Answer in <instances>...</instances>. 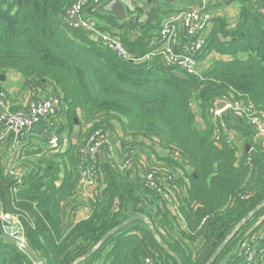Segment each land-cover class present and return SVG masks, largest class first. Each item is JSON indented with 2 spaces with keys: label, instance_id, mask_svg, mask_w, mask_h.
<instances>
[{
  "label": "trees",
  "instance_id": "16d2710c",
  "mask_svg": "<svg viewBox=\"0 0 264 264\" xmlns=\"http://www.w3.org/2000/svg\"><path fill=\"white\" fill-rule=\"evenodd\" d=\"M76 1L0 0V75L18 71L25 78L23 90L60 98L59 135H71L85 123L92 124L88 132L111 131L119 124L128 138L122 155L129 153L134 160L145 156L157 186L146 185L145 172L131 180L138 166H105L106 185L84 203L78 144L47 148V136L30 135L18 160L21 176L0 166V233L3 216L16 218L43 264H149L147 257L153 264H178L159 239L183 264H247L246 242L256 249L250 264H264V205L245 220L264 202V145L253 141L247 150L244 139L230 133L231 138L212 110L220 100L237 102L248 117L264 123L261 0H238L234 25L225 17L213 18L198 59L213 53L227 59H215L186 78L159 55L140 63L126 61L98 35L71 25L65 15ZM232 1L237 0L222 3ZM101 6L91 0L86 10ZM93 15L101 30L117 35L139 56L152 50L164 18L157 16L136 32L113 14ZM198 117L206 123V133L200 131ZM82 206L89 216L72 220ZM136 212L147 220L106 239ZM0 264L34 262L16 243L0 239Z\"/></svg>",
  "mask_w": 264,
  "mask_h": 264
},
{
  "label": "built area",
  "instance_id": "2783aa9c",
  "mask_svg": "<svg viewBox=\"0 0 264 264\" xmlns=\"http://www.w3.org/2000/svg\"><path fill=\"white\" fill-rule=\"evenodd\" d=\"M90 1L77 0L66 12L67 22L98 35L122 59L140 63L153 58L155 55H159L162 62L176 73L181 72L187 75V73L200 74L202 72L198 57L202 53L208 39L206 31L212 25L213 18H215L209 7L210 0H201L198 4L181 10L173 20H169L153 38L152 50L144 56L131 53L117 35L103 31L98 27L97 22L93 20L88 10H86ZM109 1L111 0H96V2L101 4ZM259 5H261L260 10L264 12V0H261ZM178 20L181 21L180 24L177 23ZM228 104L229 106L223 111L217 112L215 106L212 110L216 116H221L229 107L240 106L244 116L248 117L247 110L237 102H228ZM60 110L61 101L55 95L29 100L25 106L18 108L13 103V100L9 98L7 92L0 90V155L8 139L10 137L13 138L11 154L8 156L7 163L3 164L1 162V165L8 172L21 176L22 169L17 167V165L23 148V140L39 126H46L42 130V132L44 131L42 134L49 136L50 148L62 150L66 147L70 142L69 139L67 136L63 139L57 133V127L53 121ZM248 118L255 127L253 128L254 132H257V136L262 137V144L264 145V123L255 117ZM222 129L230 134L223 121ZM219 131H216V135H219ZM113 142L111 131L102 127L88 132L82 137L81 142L77 143V152L81 158L79 192L83 198L94 197L98 188L102 189L106 185L104 182L106 167L105 162L102 160L103 152H111V155L113 153L115 162L112 165L118 164L122 170L132 169L135 166L140 167V173H146V185L150 188L157 186L154 172L148 170L150 165L147 158L142 156L138 160H134L129 153L122 155L123 144H121V150H118L114 148ZM165 197L171 201L169 193H166ZM261 236L259 235V238ZM243 248L246 251L247 264L253 263L256 254L255 247L253 244L246 242ZM146 262L153 264V260L150 257L146 258Z\"/></svg>",
  "mask_w": 264,
  "mask_h": 264
},
{
  "label": "crops",
  "instance_id": "0c3cea01",
  "mask_svg": "<svg viewBox=\"0 0 264 264\" xmlns=\"http://www.w3.org/2000/svg\"><path fill=\"white\" fill-rule=\"evenodd\" d=\"M132 1L139 3V4H142V3H145V5L148 4V2H147L148 0L146 2L142 1V0H132ZM156 1H160V3L165 4V5L170 4V7H171L170 11L173 12L174 10H183L185 8L191 7L195 4H198L201 0H153L152 2L155 3ZM209 2H210L209 3L210 10L214 13L215 17H217V16L225 17L229 21V23H231L232 25H234L236 23L237 17H238L239 11H240V2L238 0L232 1V2L226 3V4L222 3L223 0H210ZM144 6L142 7V6L137 5L135 11L129 12L127 14L126 18H124V19H120L116 15L115 16L118 19H120L119 22H122L123 20L129 21L130 24L132 25V27L134 28V30L136 32H140L143 29H145L147 27V25L149 24V22H151L156 17V14L154 13L155 10H157L158 7H161L159 5H156L153 7H149L152 10H150V9L146 10V8H144ZM96 12H99L102 14L107 13L106 11H104L102 9V6L99 9L97 7H95V9H91L90 11H88V13H90V14H94ZM107 14H110V13H107ZM212 27H213V22H212V25L206 31L208 37L211 33ZM221 58L227 59V56L220 55L217 53H213V54H209L208 56L204 57L203 59L201 58L199 60L201 71H204L207 67H209L215 59H221ZM2 77H4V79H2ZM24 81H25L24 76L18 71L10 70V71H6L4 74L0 75V83H1L0 90H5L9 96V98L11 100H13V103L15 104V106L19 107V108H22L23 106H25L29 102V100H36V99L46 97L41 90H35V91L23 90ZM227 111L228 110H225L223 113H226V114L222 113V115L223 116H229V113L227 114ZM238 116H239L238 114L234 115V118L236 119V121L238 119ZM228 119L229 118L227 117L225 120H228ZM54 124L56 125V123H54ZM91 125H92L91 123L85 124V127L87 128V127H90ZM116 125L117 126L114 129V132H112L113 139L116 138L115 141H117L114 144V148L121 150V144H123L122 140L124 139V141H126L128 138L124 136V132H123L122 128L119 126V124H116ZM197 125H198V127L202 133H206V130H207L206 129V123L204 122V120L201 117L197 118ZM240 125L241 124H239L238 126H240ZM45 127L46 126H43V127L39 126L37 129H35L31 133H29L27 138L30 137V135H38L37 133H39V134L44 133V131L42 132V130ZM79 128H80V126H79ZM75 130H77V127L74 128L71 135H69V133L67 132L66 136L69 139V141H72L74 144H77V143L81 142L82 138H80L79 140L75 139V134H74ZM34 132H37V133H34ZM253 133L255 134V132H253ZM242 136H243V138H245L244 135H242ZM251 136L254 138L253 134ZM12 139L13 138L10 137L8 139L7 144L1 150L2 155H0V160H2V161H0V166H1V162L3 164L7 163L6 161L8 160V156L11 154ZM253 141L255 143L256 142H262V137L256 136V138H254ZM28 142L29 141L26 140L25 144ZM245 144H248V143L246 142ZM67 145L62 150H65L67 148ZM22 147H23V145H22ZM22 150H23V148H22ZM159 150H161V149H158V151ZM163 151L165 152V150H163ZM113 159H115L113 153H112V155H111V152H105V153L103 152L102 153V160L105 162L106 167H110V166L112 167L113 166L112 164L115 162V160H113ZM139 173H140V167H137L134 170H132V172L130 174L131 180L135 181L136 177H137L136 175ZM81 201L85 203L88 201V199L81 197ZM88 216H89L88 208L86 206H82L76 210L72 220L79 221V220L86 218ZM3 218H4V216H3ZM12 218L14 219V222H18L16 218H14V217H12ZM94 264H97V263H94Z\"/></svg>",
  "mask_w": 264,
  "mask_h": 264
},
{
  "label": "water",
  "instance_id": "95a60500",
  "mask_svg": "<svg viewBox=\"0 0 264 264\" xmlns=\"http://www.w3.org/2000/svg\"><path fill=\"white\" fill-rule=\"evenodd\" d=\"M153 0H148V4H151ZM144 6L145 3L139 4L132 0H111L105 4L102 5V9L106 11L107 13L114 14L120 19L126 18L127 14L131 11H135L136 6ZM177 76L180 78H186L185 73L178 72L176 73ZM4 79V77H2ZM229 106L228 101L226 100H220L215 103L216 111L220 112L223 111L225 108ZM247 150H250V144H246ZM264 205V202L259 205L258 208H256L245 220H247L252 214L256 213L262 206ZM138 220H147V217L141 213L136 212L133 214L127 221L119 225L117 228L113 229L107 236L110 237L117 231L123 229L124 227L132 224L135 221ZM0 239H4L13 243H16L19 247H21L33 260L34 264H43L41 257L33 250V248L29 245L28 239L24 234V229L22 225L19 222H14V219L11 216H4V218L1 221V233H0ZM160 244L169 252L171 253L175 259L177 260L178 264H183V261L181 260L178 253L173 251L172 248L166 245V243L159 239ZM90 255V254H89ZM87 255V257L89 256Z\"/></svg>",
  "mask_w": 264,
  "mask_h": 264
},
{
  "label": "rangeland",
  "instance_id": "374dc122",
  "mask_svg": "<svg viewBox=\"0 0 264 264\" xmlns=\"http://www.w3.org/2000/svg\"><path fill=\"white\" fill-rule=\"evenodd\" d=\"M142 1H147V0H142ZM107 3V2H106ZM103 4H105V3H103ZM102 4V5H103ZM147 5V6H146ZM145 6H144V8H146V10L147 9H150L149 7H153V6H156V5H159V6H161V7H158L157 8V10H155V14H156V17L152 20V21H154L156 18H157V16H164V18H163V26L164 25H166L168 22H169V20H173L174 18H175V16H177L179 13H180V11L181 10H174L173 12L172 11H170V4H167V5H165V4H162V3H160V1H156L155 3H151V4H146ZM164 9V10H163ZM150 10H152V9H150ZM166 11V13H164ZM153 12V11H152ZM90 16L93 18V20L94 21H96L97 22V19H96V17L93 15V14H90ZM151 21V22H152ZM179 21V22H178ZM177 21V23L178 24H180V20H178ZM151 22H149V24H151ZM148 24V25H149ZM147 25V26H148ZM162 26V27H163ZM140 29V28H139ZM196 105H197V103L196 102H194L193 103V106H194V108H195V110H196ZM228 111H227V114L229 113V116H223L222 114H221V119H222V121L223 122H225V124H226V126H227V128H228V132H230L232 135H234V137L235 138H237V139H244L243 140V142H242V144H244V143H251V142H253V139L254 138H256V136H257V132L254 134L253 133V136H254V138L251 136V134L249 135L248 134V132L247 131H249L250 129L249 128H252V130H253V128H255L254 126H253V124L250 122V120H249V118L248 117H245L244 116V114L242 113V111L240 110V106H234V108H232V107H229V109H227ZM223 114H226V113H223ZM235 114H238L239 116H238V119H237V121H236V119L234 118V115ZM229 118L228 120H225L226 118ZM58 118H59V116H57V118H54V123H55V121H57L58 120ZM86 124V123H85ZM85 124H84V126L83 127H81V129L79 128V127H77V130H75L74 132V134H75V139H77V140H79L80 138H82L84 135H86L87 133H88V128L89 127H85ZM239 124H241L240 126H238ZM117 125H115V127H116ZM60 127V126H59ZM240 127H241V129H243L241 132H243V133H241L240 131H239V129H240ZM245 127H249V128H247V130H245ZM257 129V128H256ZM258 131V130H257ZM68 131H65V132H61V136L63 137V139L66 137V133H67ZM112 132H114V130H112L111 129V134H112ZM254 132V131H253ZM34 133H37V132H34ZM38 135H36V136H47V135H43V134H39V133H37ZM242 135H244V137L245 138H243V136ZM48 138H49V136H47ZM232 138V137H231ZM116 139V138H115ZM115 139H114V142H113V144H115L117 141H115ZM236 139V140H237ZM122 142L124 143V139L122 140ZM45 144H46V147L47 148H50V146H49V141L48 140H46V142H45ZM124 145V144H123ZM119 150V149H118Z\"/></svg>",
  "mask_w": 264,
  "mask_h": 264
}]
</instances>
